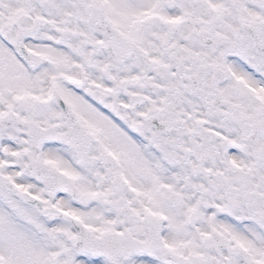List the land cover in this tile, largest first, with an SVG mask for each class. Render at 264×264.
Listing matches in <instances>:
<instances>
[{"label":"snow or ice","instance_id":"snow-or-ice-1","mask_svg":"<svg viewBox=\"0 0 264 264\" xmlns=\"http://www.w3.org/2000/svg\"><path fill=\"white\" fill-rule=\"evenodd\" d=\"M0 264H264V0H0Z\"/></svg>","mask_w":264,"mask_h":264}]
</instances>
